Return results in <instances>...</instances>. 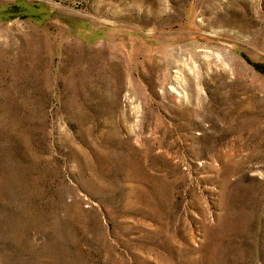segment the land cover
<instances>
[{"label":"rangeland","instance_id":"374dc122","mask_svg":"<svg viewBox=\"0 0 264 264\" xmlns=\"http://www.w3.org/2000/svg\"><path fill=\"white\" fill-rule=\"evenodd\" d=\"M0 264H264V0H0Z\"/></svg>","mask_w":264,"mask_h":264}]
</instances>
